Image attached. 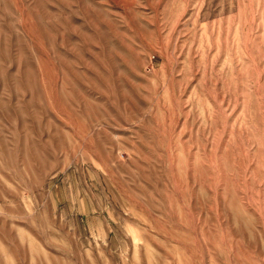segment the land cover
Returning <instances> with one entry per match:
<instances>
[{
    "label": "rangeland",
    "instance_id": "obj_1",
    "mask_svg": "<svg viewBox=\"0 0 264 264\" xmlns=\"http://www.w3.org/2000/svg\"><path fill=\"white\" fill-rule=\"evenodd\" d=\"M0 264H264V0H0Z\"/></svg>",
    "mask_w": 264,
    "mask_h": 264
},
{
    "label": "bare ground",
    "instance_id": "obj_2",
    "mask_svg": "<svg viewBox=\"0 0 264 264\" xmlns=\"http://www.w3.org/2000/svg\"><path fill=\"white\" fill-rule=\"evenodd\" d=\"M2 250V249H1Z\"/></svg>",
    "mask_w": 264,
    "mask_h": 264
}]
</instances>
